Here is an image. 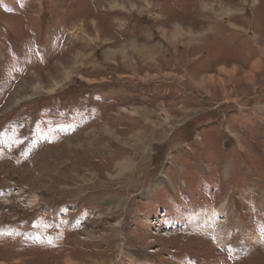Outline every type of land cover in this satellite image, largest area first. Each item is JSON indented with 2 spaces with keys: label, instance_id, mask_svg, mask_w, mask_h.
<instances>
[{
  "label": "rangeland",
  "instance_id": "374dc122",
  "mask_svg": "<svg viewBox=\"0 0 264 264\" xmlns=\"http://www.w3.org/2000/svg\"><path fill=\"white\" fill-rule=\"evenodd\" d=\"M0 264H264V0H0Z\"/></svg>",
  "mask_w": 264,
  "mask_h": 264
},
{
  "label": "bare ground",
  "instance_id": "6f19581e",
  "mask_svg": "<svg viewBox=\"0 0 264 264\" xmlns=\"http://www.w3.org/2000/svg\"><path fill=\"white\" fill-rule=\"evenodd\" d=\"M212 217V216H211ZM214 219V216L212 217Z\"/></svg>",
  "mask_w": 264,
  "mask_h": 264
}]
</instances>
